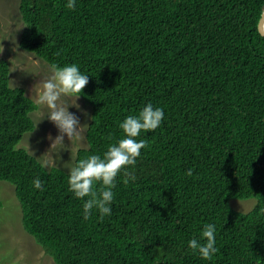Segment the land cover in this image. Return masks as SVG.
Instances as JSON below:
<instances>
[{
    "label": "trees",
    "instance_id": "1",
    "mask_svg": "<svg viewBox=\"0 0 264 264\" xmlns=\"http://www.w3.org/2000/svg\"><path fill=\"white\" fill-rule=\"evenodd\" d=\"M66 4L19 0L18 46L89 75L80 95L91 107L86 147L74 164L102 154L123 135L119 122L148 102L165 119L137 137L146 141L137 180L118 175L112 215L93 210L85 220L69 170L42 168L17 147L38 105L9 87L0 57V180L14 185L23 229L54 264H264V0ZM249 198L248 211L230 203ZM206 223L217 226L210 261L187 247Z\"/></svg>",
    "mask_w": 264,
    "mask_h": 264
},
{
    "label": "clouds",
    "instance_id": "2",
    "mask_svg": "<svg viewBox=\"0 0 264 264\" xmlns=\"http://www.w3.org/2000/svg\"><path fill=\"white\" fill-rule=\"evenodd\" d=\"M69 9L77 7V0H67ZM258 23H264V9L259 13ZM49 75L37 90L35 103L41 109H47L43 119L47 117L59 130L52 140L64 144L65 134L73 143L82 139V124L79 117L69 111L70 106L79 108L76 103L84 87L89 82V75L83 72L77 63H50ZM74 98V103H66L64 98ZM165 119V110L146 103L137 114H130L119 122L123 135L116 142L107 145L102 154H90L80 158L71 166L68 172L69 191L75 198L82 201V215L89 219L93 210L99 217H110L115 199L113 191L117 186V177L123 174V183L137 180L135 166L141 157V149L146 147V141L137 139L142 132L155 131ZM41 121V120H40ZM39 121V122H40ZM52 165L50 158H42L40 166L48 168ZM191 175V171L188 173ZM100 187L97 189L96 185ZM36 189H42L43 181L37 177L33 181ZM217 226L206 223L199 237L193 236L187 241V247L197 253L201 259L210 261L219 251L216 241Z\"/></svg>",
    "mask_w": 264,
    "mask_h": 264
},
{
    "label": "rangeland",
    "instance_id": "3",
    "mask_svg": "<svg viewBox=\"0 0 264 264\" xmlns=\"http://www.w3.org/2000/svg\"><path fill=\"white\" fill-rule=\"evenodd\" d=\"M18 4L19 0H0V57L8 63L9 87H22L25 95L35 102L37 90L49 75L48 64L18 46L19 35L24 29ZM64 100L66 103L75 102L72 97ZM76 103L79 108L70 106L69 111L75 113L83 125L81 140L72 143L65 134V145L57 142L50 147L59 130L47 117L43 119L47 109L38 106L30 113L35 122L34 130L25 132L17 147L38 160L50 158V167L68 171L74 165L77 150L86 147L85 131L91 115L90 105L80 96ZM251 199H231L230 203L235 209L248 211L253 206ZM0 201V264H54L52 256L23 229L21 208L13 184L0 180Z\"/></svg>",
    "mask_w": 264,
    "mask_h": 264
},
{
    "label": "water",
    "instance_id": "4",
    "mask_svg": "<svg viewBox=\"0 0 264 264\" xmlns=\"http://www.w3.org/2000/svg\"><path fill=\"white\" fill-rule=\"evenodd\" d=\"M258 29L264 35V23H258Z\"/></svg>",
    "mask_w": 264,
    "mask_h": 264
}]
</instances>
